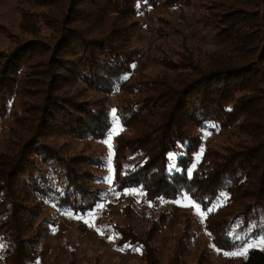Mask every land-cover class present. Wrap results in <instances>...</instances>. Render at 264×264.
<instances>
[{
	"label": "trees",
	"instance_id": "trees-1",
	"mask_svg": "<svg viewBox=\"0 0 264 264\" xmlns=\"http://www.w3.org/2000/svg\"><path fill=\"white\" fill-rule=\"evenodd\" d=\"M137 1L33 0L36 11L20 9L22 36L0 50V125L8 116L12 124L0 153V264L36 263L58 224L44 215L50 205L85 216L106 201L100 171L108 164L94 147L104 141L114 152V192L138 190L156 208L189 197L224 253L264 238V0L201 4L200 22L227 44L202 59L186 48L162 59L154 77L132 69L141 55ZM114 119L123 130L112 135ZM212 125L241 137L205 148L199 131ZM122 201L130 222L134 199ZM169 215L162 210L143 234L112 224L116 246L139 247L145 264H161L153 244ZM238 264H264V248Z\"/></svg>",
	"mask_w": 264,
	"mask_h": 264
},
{
	"label": "rangeland",
	"instance_id": "rangeland-1",
	"mask_svg": "<svg viewBox=\"0 0 264 264\" xmlns=\"http://www.w3.org/2000/svg\"><path fill=\"white\" fill-rule=\"evenodd\" d=\"M155 2H159L160 6L154 7L150 0L137 1L141 26L134 34L133 47L141 55L132 66L134 75L142 73L149 77L156 76L162 70V59L169 57L177 60L178 54L186 48L202 59L207 53L227 44L225 40L217 37V31L213 27L200 22L199 8L210 0H193L189 6L175 7L162 5L163 0ZM20 9L37 10L33 0H0V50H6L13 45L12 36H22ZM11 125L10 116L1 122L0 153L6 150ZM122 130L114 119L112 135ZM199 135L205 141V148L216 150H223L241 137L235 127L221 131L212 126L205 131H199ZM94 147L98 157L108 164L107 169L100 171L107 191L106 201L101 204L103 207L99 206L94 212L80 216L71 212L57 214L54 206L50 205L44 215L56 214L58 224L46 238L35 264H145L141 258V248L116 246L111 225L125 226L130 223L136 233L143 234L149 229L152 219L164 209L169 211V220L153 244L158 250L161 264H166L171 257L176 264H196L205 257L212 259L215 264H238L252 247L264 248L258 240L249 242L243 248H247L246 255H225L217 250L212 243V235L206 229L204 213L187 196L156 208L146 203L138 190L114 192V152L111 142H95ZM202 158L203 151L194 155L193 168L200 164ZM122 199H134L133 218L130 222L121 213L120 208L126 204ZM184 231L195 232L197 235L188 242L186 237L181 239ZM177 247L178 251L173 256Z\"/></svg>",
	"mask_w": 264,
	"mask_h": 264
},
{
	"label": "snow or ice",
	"instance_id": "snow-or-ice-1",
	"mask_svg": "<svg viewBox=\"0 0 264 264\" xmlns=\"http://www.w3.org/2000/svg\"><path fill=\"white\" fill-rule=\"evenodd\" d=\"M213 127H215V125H212ZM100 207H103V205H100ZM209 211H211V209H209ZM259 244L261 245H264V238H261L259 241H258ZM246 252H247V248L243 249L242 251H239V252H225L224 254L225 255H232V256H235V255H246Z\"/></svg>",
	"mask_w": 264,
	"mask_h": 264
}]
</instances>
